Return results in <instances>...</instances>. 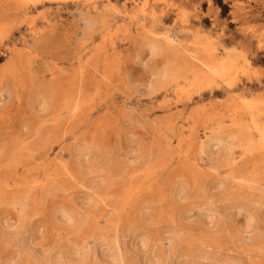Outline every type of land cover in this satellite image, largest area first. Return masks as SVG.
<instances>
[{"label": "rangeland", "instance_id": "374dc122", "mask_svg": "<svg viewBox=\"0 0 264 264\" xmlns=\"http://www.w3.org/2000/svg\"><path fill=\"white\" fill-rule=\"evenodd\" d=\"M243 1L0 0V264H264V0ZM198 40L235 63L209 88Z\"/></svg>", "mask_w": 264, "mask_h": 264}, {"label": "bare ground", "instance_id": "6f19581e", "mask_svg": "<svg viewBox=\"0 0 264 264\" xmlns=\"http://www.w3.org/2000/svg\"><path fill=\"white\" fill-rule=\"evenodd\" d=\"M8 2V0H6ZM34 2H31L30 0H9V4H13L15 6V8L18 11L19 14H25V11L26 10V5L27 3H32V5H35L37 4V2H35L36 0H33ZM40 1H44V0H40ZM54 2L56 3H64L66 2V0H53ZM237 1V0H236ZM244 1H247V0H244ZM243 1V2H244ZM249 1V0H248ZM253 1V0H252ZM254 2V1H253ZM141 3V2H140ZM206 3L208 4V1H206ZM205 3V4H206ZM247 3V2H246ZM122 4V3H121ZM141 5V4H140ZM247 5V4H246ZM254 5V4H253ZM225 6V5H224ZM232 6V5H231ZM252 6V5H251ZM257 6V5H256ZM260 7V6H259ZM223 8V7H222ZM232 8V7H231ZM260 9V8H259ZM183 10V9H182ZM261 10V9H260ZM264 12V11H263ZM250 11H245L242 13L243 16L245 17H248L250 16ZM90 18V17H88ZM128 18V17H127ZM92 19V18H91ZM205 20V19H204ZM232 21H235L236 18L235 16L232 17L231 19ZM96 21V20H95ZM206 21V20H205ZM96 24V22H95ZM100 25V24H99ZM185 25V24H184ZM254 27V26H253ZM156 33V32H155ZM163 35V34H162ZM135 37V36H134ZM160 38V37H159ZM158 39V38H157ZM207 40V39H206ZM243 40L245 41V45L248 47H246V51L249 52L250 54V57L253 58H245V56H243V58L245 59V61H247V63L249 65H251V60H259L258 57H257V51H261L262 48L260 45L257 44V46L255 48H253L252 44L254 42V37L253 36H244L243 37ZM160 41V40H159ZM211 43V42H209ZM208 42H200L198 40V42L196 41V46L194 47V50L192 53L188 54L189 55V60H188V64H193V65H196L198 64L199 65V69L198 71L194 70V69H188L190 67H187L185 66V69L186 71L189 70V72L192 73L193 75V78H194V81L196 82V84L200 85L201 87L203 88H209V87H212L215 83V80L219 79V80H223L225 78H228L230 77V75L232 74V71L234 70V60L230 58V54L229 53H226L225 56H218V54L216 53V48H214L211 44H209ZM149 47H148V51H150L151 53H155V51L157 50L158 46L156 43H146ZM162 44V43H161ZM160 44V45H161ZM166 45H168V43H166ZM182 46V45H181ZM183 47V46H182ZM180 47V48H182ZM179 48V49H180ZM165 49V48H164ZM167 49V48H166ZM183 49H186V48H183ZM188 51V50H187ZM146 52V51H145ZM180 52V51H179ZM167 54V52H165ZM182 54V52H181ZM180 56V55H179ZM170 58V57H169ZM183 58V57H182ZM136 59V58H135ZM179 61V59H178ZM181 61V60H180ZM179 61V63H180ZM244 61V60H243ZM178 62H176V60L174 61V65L176 64V66L178 67ZM181 64V63H180ZM246 64V63H245ZM182 65V64H181ZM197 65V66H198ZM242 66V65H241ZM182 68V67H181ZM194 70V71H193ZM177 71V70H176ZM152 72V71H151ZM155 71H153L154 73ZM200 72V73H198ZM179 73V72H178ZM155 74V73H154ZM164 75V74H163ZM162 76H158V78L156 77V75H151V80H152V83L150 86H153V85H159L162 81ZM160 78H161V81H160ZM166 81V80H165ZM169 81V80H168ZM167 81V83H169ZM222 82V81H221ZM263 86V85H262ZM191 88V87H190ZM196 88V87H195ZM229 89V88H228ZM154 91V90H153ZM229 98V97H228ZM261 102V101H260ZM254 104H251V106H253ZM235 106V105H234ZM250 109V108H248ZM259 118V117H258ZM253 124V123H252ZM255 124V123H254ZM256 125V124H255ZM248 128V127H247ZM264 128V126H263ZM256 130L261 134L262 138L264 139V132L259 130L258 128H256ZM207 135V134H206ZM216 139V138H215ZM82 146V145H81ZM80 149V147H79ZM83 150V149H82ZM81 154V153H80ZM79 155V153H78ZM210 159V158H209ZM23 231V230H22ZM6 239V238H5ZM3 243V242H2ZM5 243V242H4ZM23 245V244H22ZM20 247V246H19ZM25 247V246H24ZM15 248V247H14ZM13 248V249H14ZM23 249V248H22ZM29 251V250H28ZM84 251V250H83ZM25 252V251H24ZM14 253V252H13ZM17 254V253H16ZM19 254V253H18ZM21 254V253H20ZM8 255V254H7ZM22 255V254H21ZM20 255V256H21ZM24 255V254H23ZM26 255V253H25ZM29 255H31L29 253ZM12 256V255H11ZM10 255L8 257H11ZM15 258L17 257L16 255H14ZM13 256V257H14ZM19 256V255H18ZM19 256V257H20ZM80 257V255H78ZM24 257V256H23ZM22 257V258H23ZM28 259L29 257L26 256ZM78 257V258H79ZM88 257V256H87ZM33 258V257H32ZM77 258V259H78ZM11 258H9L10 260ZM19 259V258H18ZM27 259V261H28ZM7 262V264H14V261H9ZM17 260V258H16ZM22 260V259H21ZM59 261V260H58ZM24 262V260H23ZM22 262V263H23ZM30 262V261H29ZM28 262V264H29ZM61 262V261H60ZM2 263V262H1ZM25 263V262H24ZM35 263V262H33ZM56 263V262H55ZM53 263V264H55ZM59 263V262H58ZM27 264V262H26ZM57 264V263H56ZM60 264V263H59ZM108 264V263H107ZM110 264V263H109ZM112 264V263H111ZM114 264V263H113Z\"/></svg>", "mask_w": 264, "mask_h": 264}]
</instances>
